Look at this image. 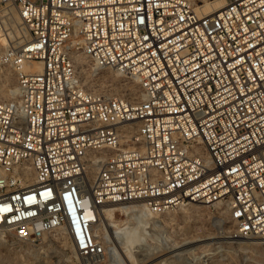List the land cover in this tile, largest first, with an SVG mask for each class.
Segmentation results:
<instances>
[{"label": "built area", "instance_id": "1", "mask_svg": "<svg viewBox=\"0 0 264 264\" xmlns=\"http://www.w3.org/2000/svg\"><path fill=\"white\" fill-rule=\"evenodd\" d=\"M224 1L0 0V28L17 13L26 34L0 55L16 83L0 99V231L65 232L100 258L107 205L196 203L225 207L235 240L264 238V0ZM108 69L140 98L86 83Z\"/></svg>", "mask_w": 264, "mask_h": 264}, {"label": "rangeland", "instance_id": "2", "mask_svg": "<svg viewBox=\"0 0 264 264\" xmlns=\"http://www.w3.org/2000/svg\"><path fill=\"white\" fill-rule=\"evenodd\" d=\"M191 1L195 6L196 4H204L203 0ZM0 66H2L1 63ZM3 67L5 66L3 65ZM105 80L108 83L107 89L104 88V90L108 92L111 90L110 93H106L120 95L117 91L112 92L110 87L113 81L112 77H107ZM0 82L2 83V81ZM133 82L128 79L122 83H130L129 85H131ZM198 205L201 207L198 214H193L187 218L182 217L180 216L182 211L179 208L170 212L175 218L167 213L169 215L159 216L160 219L157 218L159 222L156 224L147 225L144 231V235H147L144 242L136 244V248H134L138 251L144 247L140 253L142 256L137 257L138 260H144L140 264H264V245L253 246L250 244L252 240L237 241L232 238H225L231 235L233 230V223L228 215L225 216L224 221L219 222L216 207ZM115 219L124 225L128 217L120 210H116ZM136 222V220H131L130 225L138 227ZM209 237H215V239L204 243V247L198 245L170 253L174 247L181 246L184 240ZM117 245L123 250L120 243ZM109 253L110 251L106 249L105 255L100 258L82 257L77 253L71 240L67 238V243L64 244L57 240L55 233L46 235L37 243L20 242L9 234L0 236V264H120Z\"/></svg>", "mask_w": 264, "mask_h": 264}, {"label": "bare ground", "instance_id": "3", "mask_svg": "<svg viewBox=\"0 0 264 264\" xmlns=\"http://www.w3.org/2000/svg\"><path fill=\"white\" fill-rule=\"evenodd\" d=\"M203 3L204 4L202 5L196 4L197 11L202 14L214 13L220 10L221 8H223L225 5L224 0H203ZM25 37H26V34L24 31V27L22 26V20L17 13H14L11 17V24H9V27L0 28V55L9 46L14 45L17 48L20 47L23 44ZM79 63L82 66H86L87 60L84 57H82L79 60ZM33 65L38 70L42 69V65L39 62H34ZM107 77H112L113 81H112V85H110V87L113 90L112 92L117 91L120 94L129 93L131 94V97L133 99L140 98L139 87L138 85H136L137 81L133 80L134 82L131 85H129L130 83L129 84L122 83L123 81L128 80V78L119 71H115V70L112 71L110 69L104 70L102 75L98 78H93L90 75H86L85 81L86 83L91 84L94 87H96L98 90H104V88L107 89L106 87L107 85L105 82V78ZM0 81H2V83L0 82L1 83L0 84V99H8L10 97H14L16 93L15 73L11 68L3 67V64L2 66H0ZM104 91L108 92L106 90ZM110 91L108 93H110ZM95 170L96 169H94L93 172H95ZM180 209L182 211L180 216L186 217V218L193 214H198L201 211V207L196 203H191L187 206L181 207ZM217 209H218L219 222H222L226 219L225 217L227 215L226 208L217 207ZM116 210H120L125 215H127L128 219L127 221H125L124 225H121V223L115 219ZM170 212L171 211L167 213H170ZM159 216L153 215L145 207H142V206L111 204L103 208V211H101V217L98 221V224L94 226L93 231H94L97 241L102 243L105 246V250L106 249L109 250L110 251L109 254L113 258H115V260L120 262V264H138V261H140L139 262L140 264V263H143L144 260L143 259L138 260L137 257L142 256L140 253L143 251L144 247L136 251L134 250V248H136L135 245L138 243L141 244V242H144V239L147 236V235H144L145 228L147 227L148 224H151V223L156 224L157 222H159L157 221L158 220L157 218H159ZM169 216L172 217L173 215L170 213ZM172 218H175V217H172ZM131 220H136L137 221L136 223H138L137 225L138 227H132L130 225ZM53 233H55V236L57 237L58 241L64 244L67 243V236L65 235V232L55 231ZM3 234L4 232L0 231V236ZM225 238L234 239L232 235H228ZM214 239L215 237H209L205 239H190V240L188 239L186 241L184 240L181 246L177 248L174 247L170 253H173L181 249L183 250L190 249L191 247L198 246V245L202 247L204 243L211 242ZM249 240H252L250 244L253 246L255 245L263 246L264 245V238L262 237H257V238H253ZM112 243H114V245H112ZM117 243H120L121 247L123 246V250L122 248L121 249L119 248L120 246L118 247ZM204 246L205 245H203V247Z\"/></svg>", "mask_w": 264, "mask_h": 264}]
</instances>
